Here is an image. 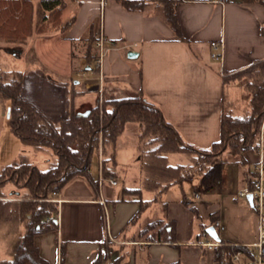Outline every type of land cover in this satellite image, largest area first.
<instances>
[{"label": "crops", "instance_id": "0c3cea01", "mask_svg": "<svg viewBox=\"0 0 264 264\" xmlns=\"http://www.w3.org/2000/svg\"><path fill=\"white\" fill-rule=\"evenodd\" d=\"M177 13L187 41L176 34L156 1H150L145 9L130 10L119 0H66L62 12L65 27L52 28L43 34L35 33L25 43L0 40V54L14 58L29 56L31 63L23 70L41 68L53 78L69 82L56 78L55 74L68 76L77 61L87 69L91 68L84 45L92 36V22H96L99 37L102 33L106 38L103 98L131 97L143 92L161 108L185 141L208 148L221 136L224 106L234 112L242 100L245 113L251 109L250 94L243 88L242 82L225 85L223 74H232L258 59H264V5L245 3L243 0H178ZM73 17L74 21L69 23ZM215 40L224 42L223 62L211 57L212 41ZM132 50L138 55L129 57L128 53ZM83 90L98 91V101L80 112L91 110L99 103V80L84 82ZM4 99L0 92V109L8 115L9 107ZM138 127L140 135V124ZM136 145L135 181L131 179L130 166L121 174L123 178L116 173L117 168L112 167L119 183L121 181L129 188H143L139 137ZM244 156L246 163L237 161L232 155L227 157L221 181L208 191L200 182L187 192L183 187L175 188L173 184L155 200L162 202L164 212L158 219H162V224H174L173 243L143 239L135 241L126 235L121 238L120 233L139 210L138 197L133 194L126 196L123 189L117 192V185L105 183L103 194L109 206L112 235L125 245L148 247L146 264L177 260L182 264H220L213 250L196 244L202 238V223L208 224L212 213H216L221 220L222 226L217 230L222 240L250 244L258 239L254 204L245 197L255 212V218L243 216L249 207L242 202L244 197H240L238 191L253 179L254 165L260 153L249 149ZM183 157L177 152L169 153L170 162L172 159L183 160ZM115 162L117 166L124 164L118 155ZM94 181H97V174L90 171L89 176H77L70 180L55 195V198L62 199L56 216L58 228L35 237L41 255L50 264L59 263L62 244L67 250L64 264H92L101 247L107 248L114 257L120 253H115L107 240L105 210L99 201L98 181L97 184ZM24 189V185L15 182L12 192L19 195ZM194 190L201 192L202 200H192ZM171 194L174 196L171 197ZM233 194H236L234 200L231 199ZM191 205L197 208V213L190 208ZM145 213L146 210L135 222V225H139L137 230L134 229L135 235L149 222L141 220ZM104 241L106 244L103 246Z\"/></svg>", "mask_w": 264, "mask_h": 264}, {"label": "trees", "instance_id": "16d2710c", "mask_svg": "<svg viewBox=\"0 0 264 264\" xmlns=\"http://www.w3.org/2000/svg\"><path fill=\"white\" fill-rule=\"evenodd\" d=\"M150 1L159 3L166 21L181 39L187 41L178 20V0H119L130 10L145 9ZM243 2L264 5V0ZM65 5L66 0H0V40L25 43L35 33L43 34L52 28L62 29L66 26L62 20ZM91 31L86 50L89 63L99 56L93 45L99 38L96 22H92ZM235 81H241L250 94L251 109L239 116L224 106L221 136L211 147L204 148L185 141L161 108L143 92L131 97L104 98L102 113L98 103L88 115H80L75 105L77 89L73 82L57 80L41 68L8 70L0 65V92L10 102V129L23 144L35 148L49 147L57 156L48 167L40 168L28 156L20 154L17 160L0 168V229L7 226L10 234L15 236L10 244L11 258L1 260L0 264H50L41 255L35 237L57 230L59 203L54 200L55 192L77 176H89L93 152L99 148L100 133L103 134L105 174L114 176L115 170L108 163L115 160L111 152L116 148L118 137L125 131L128 122L140 124L139 155L144 174L143 188L153 192L154 200L159 199L169 186L181 184L193 176L199 177L205 190L212 189L222 179L226 150L237 161L246 163V150L259 151L264 118V59H258L232 74H223L225 85ZM172 152L183 153L190 161L171 163L169 153ZM256 175L255 171L249 185L253 184ZM8 181L24 185L20 196L12 198L4 192L3 186ZM143 188L124 186V194L136 195L140 204L129 224L135 223L150 205L151 201L142 197ZM190 208L197 213L194 205ZM218 219L217 214L212 213L209 223H202V232ZM138 237L151 242L173 243L175 227L173 222L162 224V219L151 220L141 228ZM239 250L247 253L246 257L252 256L250 248L243 244H224L213 249L220 264L222 260L234 264L233 257ZM66 256L67 250L62 244V264ZM110 256L111 253L107 258ZM123 259L124 254L106 264H123ZM104 260L101 247L92 264H103ZM157 264L182 263L177 260Z\"/></svg>", "mask_w": 264, "mask_h": 264}, {"label": "rangeland", "instance_id": "374dc122", "mask_svg": "<svg viewBox=\"0 0 264 264\" xmlns=\"http://www.w3.org/2000/svg\"><path fill=\"white\" fill-rule=\"evenodd\" d=\"M99 24V20H97ZM94 51L99 53V50L97 48L94 49ZM1 61L0 65L6 69L10 70H15V69H25L26 67L29 66V63H31V57H19V58H14L11 56H6L4 57L3 53L0 54ZM105 59V56L103 57V61ZM91 68L87 69L86 66L80 64L79 61L76 62V66L72 69H70V72L68 76L67 74H64L63 76H59L55 74L56 78H61V79H67L69 82H73L75 85V88L78 90L77 93H75V105L77 107V110L80 111L81 109L89 106V105H94L96 101H98V91H90L87 92L88 90H83V85L84 82H92V81H98L99 80V71L96 67V60L92 61L90 63ZM103 76H104V62H103ZM105 82V80H104ZM7 108L9 107V100L4 99ZM236 115L242 116L245 113V108H244V102L240 100L234 110ZM264 122V118L262 121V125ZM139 123L136 121H130L126 124V130L123 132L122 136L120 137L119 141L116 144V148L114 151L111 152V155H115V160H116V155L122 158V161L124 164H116L115 160H111L108 164L111 167H116V173L123 178V171L126 169L131 170V179L135 181L134 173L137 171L135 165V155H138V149H137V141L139 137ZM262 128V126H261ZM17 152V156L14 157L15 153ZM20 154H24L28 156L29 160L32 161L34 164H36L40 168H46L48 167L51 163L55 162L57 159L56 154L53 152V150L49 147H43V148H35L32 145H25L23 144L20 139L12 132L9 126V119L7 112H3L2 109H0V168L9 163L10 161L13 162L14 160H17L19 158ZM180 156H184L183 160H173L172 163H180V162H189L190 158L187 155H183L181 153ZM224 159L227 157L231 156V153L229 150H226L223 154ZM14 157V158H13ZM98 160H99V154L98 151H94L91 159V164H90V171L93 174L98 173ZM131 164V165H130ZM136 170V171H135ZM137 173V172H136ZM121 180V179H120ZM200 182V179L198 176H193L190 178H187L183 183H176L173 186L175 188H182L185 189V192L191 191L192 189L196 188L198 186V183ZM135 183V182H134ZM18 184V183H17ZM22 184V183H21ZM15 182L14 181H8L4 186V192L7 193L8 196H11L12 198H16L17 194L13 193L12 190L14 188ZM23 185V184H22ZM117 192L121 191L124 189L123 182L120 181V183L115 186ZM144 194L142 197L144 199L150 200V205L146 209V213L144 214V217L142 222L146 220L151 221L158 219L162 217L163 215V209H162V202H157L153 199L154 195L153 192L144 189ZM234 192L235 190L232 189ZM22 193V192H21ZM21 193L18 195L20 196ZM12 194V195H11ZM127 196V194H125ZM174 194H171V197H173ZM236 197V194H233L231 196V199L234 200L233 198ZM242 202L244 204H247L249 207V211H246L243 213V216H249L250 218H255L254 210L250 206L249 202L245 199L242 198ZM113 211V210H112ZM232 216V215H231ZM164 217V216H163ZM165 218V217H164ZM140 220V221H141ZM198 223L199 219H197ZM196 224L198 230H200V224ZM139 225H135V223H131L128 225L126 229H124L120 233V237H130V240H137L140 241L143 238H139L138 235H135V228L137 230ZM231 227H233L231 225ZM23 232V229L21 230V233ZM134 235V236H133ZM132 237V238H131ZM112 239L108 234H107V240L108 242L114 247L113 251L120 252L118 256L124 254V259H123V264H146V261L148 260V247L141 248L139 245H134V244H127L125 245L122 243L123 241L121 239H117L113 235ZM15 239V236L10 234L9 229L7 226H4L0 229V261L4 259H9L11 258V253H10V244L12 241ZM129 239V238H127ZM125 240V239H124ZM106 244V243H105ZM109 250L107 248H103V257L104 261L103 264L109 263L110 260L114 258V254L111 255L109 258H107V255L109 254Z\"/></svg>", "mask_w": 264, "mask_h": 264}, {"label": "built area", "instance_id": "2783aa9c", "mask_svg": "<svg viewBox=\"0 0 264 264\" xmlns=\"http://www.w3.org/2000/svg\"><path fill=\"white\" fill-rule=\"evenodd\" d=\"M105 42L106 38L101 33L100 37L93 43V45L99 50V56L96 59V67L99 71V85H100V98H99V106L100 111H103V57L105 55ZM89 42L85 43V47H88ZM212 53L211 57L213 60L223 62L224 61V42L223 41H212ZM259 153L260 157L259 160L255 163L254 168L257 173L253 184L247 185L241 188L238 191V195L240 197H247L249 194L253 195L254 200V208L257 214V222H258V239L254 243L250 244H243L250 248L251 250V257H246V254L243 250H239L233 257L234 264H264V122L261 128V135H260V145H259ZM99 160H98V173H97V181L99 187V193L101 198L99 201L103 204L105 210V217H106V228L107 234L112 238L110 220H109V206L106 198L103 194V187L105 183H109L111 185H118L119 180L115 176H106L105 174V151H104V143H103V134L100 133L99 137V148H98ZM90 172V169H89ZM57 193L55 192V195ZM203 195L200 191L194 190L192 194V200H202ZM55 201L58 203L61 202V198H54ZM216 228L222 226L221 220L218 219L214 224ZM197 245L206 248L207 250H213L218 245L224 244H231V245H239L235 242H228V241H218L214 239L210 233L206 230L202 232V238L196 242ZM246 257V258H245ZM61 264V258L59 263ZM221 264H228L226 260H222Z\"/></svg>", "mask_w": 264, "mask_h": 264}, {"label": "water", "instance_id": "95a60500", "mask_svg": "<svg viewBox=\"0 0 264 264\" xmlns=\"http://www.w3.org/2000/svg\"><path fill=\"white\" fill-rule=\"evenodd\" d=\"M128 55H129V57H135V56L138 55V52L132 50V51H130L128 53ZM89 113H90V110L83 111V112H80V111L78 112V114H80V115H88ZM9 114H10V108L8 109V116H9ZM248 199L251 202V204L253 205L254 204V200H253V195L252 194H249L248 195ZM56 221H58L57 218H56ZM207 231L210 233V235L214 239H216L218 241H221L222 240V238H221V236H220V234H219V232H218V230H217V228H216L215 225H209L207 227Z\"/></svg>", "mask_w": 264, "mask_h": 264}]
</instances>
